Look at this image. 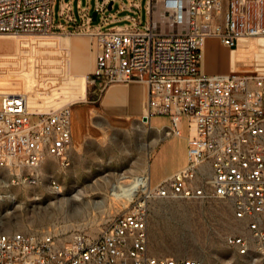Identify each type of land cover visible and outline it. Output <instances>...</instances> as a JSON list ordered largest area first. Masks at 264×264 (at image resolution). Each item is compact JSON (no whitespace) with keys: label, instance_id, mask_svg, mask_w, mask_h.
Segmentation results:
<instances>
[{"label":"built area","instance_id":"obj_1","mask_svg":"<svg viewBox=\"0 0 264 264\" xmlns=\"http://www.w3.org/2000/svg\"><path fill=\"white\" fill-rule=\"evenodd\" d=\"M97 1L98 18L110 2ZM141 0L130 12L141 11ZM54 0H0V36L48 35L64 28L54 24ZM113 7V6H112ZM146 26L103 30L105 17L92 27L89 7L77 24L73 6L61 3L60 15L75 25L73 33L91 37L95 56L88 85L102 95L113 84L143 82L146 114L167 116L163 138L180 136L188 119L187 164L132 197L97 236H61L45 231L0 234V264H199L155 254L150 247V204L156 199L199 204H229L240 233H228L227 244L243 257L264 264V76L206 74L205 42L219 39L230 49L241 40L264 38V0H148ZM98 20V19H97ZM98 93L95 94V92ZM3 97L0 111V189L37 184L47 157L62 167L72 162L74 114L70 106L33 113L25 94ZM33 117H38L33 121ZM5 187V188H6Z\"/></svg>","mask_w":264,"mask_h":264},{"label":"rangeland","instance_id":"obj_2","mask_svg":"<svg viewBox=\"0 0 264 264\" xmlns=\"http://www.w3.org/2000/svg\"><path fill=\"white\" fill-rule=\"evenodd\" d=\"M97 1L102 0H54V24L63 23V29L48 35L5 37L49 38L61 35L69 37L72 41L83 40L84 47L94 59L92 68L87 71L72 70L71 73L74 77L81 74L88 76L95 68V56L91 50L92 39L82 33H73L75 25L61 17L60 10L62 2L71 4L76 23L81 24L80 11H85L89 7L90 14L93 15ZM132 2L133 0L114 2L112 10L108 9L101 13L91 26L100 25L105 17L119 20L108 22L102 27L103 30L116 26H132L133 21L125 19L128 14L134 16L142 26H146L150 19L147 11L148 0L140 1L141 11L130 12L123 9L124 4L131 6ZM9 47L6 41L0 40V51H7ZM216 53L219 66L226 67V73L232 72L230 67L232 49L226 48V51L216 49ZM60 56L58 71L62 73L67 71L69 52L67 58L66 51ZM246 61L249 63L250 59L247 58ZM238 74L264 76L263 71L245 68ZM146 94L147 88L144 91L145 101ZM103 95H94L88 85L87 99L83 102L75 101L78 103H75L74 107H82L84 104L97 105ZM72 103L74 102L67 99L54 110L67 105L72 108L73 105H69ZM115 105L112 108V115L125 119L123 104ZM2 109L3 97L0 96V111ZM82 111L89 113L87 108ZM88 119H74V143L70 166L62 167L57 159L47 157L41 168L40 182L37 184L10 185L8 188L6 182L2 184L0 234L33 230L52 232L61 236L76 233L97 236L118 213L130 207V202H123L111 196L110 192L114 185L111 184L119 174L125 173L131 177L143 174L148 161L146 143L150 136L146 124L136 119L131 125L116 126L111 123L110 116H91ZM37 120L38 117H33V121ZM170 123L167 116L152 118V125L156 127L167 126ZM91 130H96L101 139L91 135ZM188 132V119L184 117L181 135L161 141L150 161L152 186L186 166ZM77 139L81 141L80 150ZM0 178L6 181L11 177L8 172L0 170ZM130 181L131 178L126 179L123 184ZM238 229L239 223L234 219L229 204H199L163 199H156L150 204V247L158 255L191 259L199 264H257L248 257L240 256L227 244L226 235L240 233L241 230Z\"/></svg>","mask_w":264,"mask_h":264},{"label":"crops","instance_id":"obj_3","mask_svg":"<svg viewBox=\"0 0 264 264\" xmlns=\"http://www.w3.org/2000/svg\"><path fill=\"white\" fill-rule=\"evenodd\" d=\"M0 40L6 41L10 46L7 51H0V94H27L28 107L33 113L51 112L67 99L74 102L72 103L74 105L87 99L88 76L81 74L74 77L71 73L72 70L87 71L92 68L94 59L84 47L83 40L72 41L69 37L61 35L49 38L0 36ZM226 48L228 47L217 38L206 40L201 66L204 73L226 74L227 68L219 66L218 53H216V49L226 51ZM63 51H66V58L69 52V64L66 68L67 71L61 73L58 71V65L60 54ZM247 58L250 59L249 63L246 61ZM230 67L232 72H240L244 68L264 72V38L241 40L239 46L232 50ZM68 88L70 91H67ZM145 90L146 84L137 81L111 85L97 105L84 104L82 107H75V119L87 120L91 116H110L111 123L116 126L131 125L136 119L146 124L147 132L150 133L146 143L148 161L143 174L137 176H148L151 181V157L161 141L166 139L161 138L163 135L161 129L171 126V123L167 126L156 127L152 125L151 120L150 127V121L146 114L147 95L145 101ZM119 103L123 104L125 119H119L112 115V108ZM85 108L88 109V114L82 111ZM90 134L101 139L96 130H91ZM188 136L189 132L186 136L187 149ZM77 142L80 150L81 141L79 142L77 139ZM123 175L128 179L133 178L125 173L119 174L111 186L119 182L124 183L125 180L120 178Z\"/></svg>","mask_w":264,"mask_h":264},{"label":"bare ground","instance_id":"obj_4","mask_svg":"<svg viewBox=\"0 0 264 264\" xmlns=\"http://www.w3.org/2000/svg\"><path fill=\"white\" fill-rule=\"evenodd\" d=\"M2 36H9V35H2ZM233 73H238V72L233 71ZM3 94L7 95V96H13V95H19V94H25V93H18V94L3 93ZM25 95H27V94H25ZM27 98H28V96H27ZM69 105H73L72 109H73L74 117H75V107H74L75 105L74 104H69ZM121 179L126 180L128 178L123 175L121 177ZM147 183H148V176L133 177V178H131V181L128 184H123L122 182L114 184L112 189H111L110 194L115 199L121 200L123 202H125V201L129 202L132 199V197L137 193V191L140 188L145 187L147 185Z\"/></svg>","mask_w":264,"mask_h":264},{"label":"water","instance_id":"obj_5","mask_svg":"<svg viewBox=\"0 0 264 264\" xmlns=\"http://www.w3.org/2000/svg\"><path fill=\"white\" fill-rule=\"evenodd\" d=\"M113 2H110L109 4V10H112ZM98 19V13L96 11L93 12V21H97Z\"/></svg>","mask_w":264,"mask_h":264}]
</instances>
